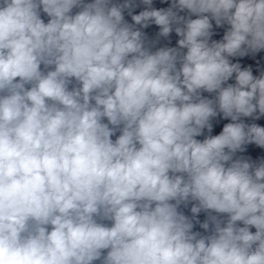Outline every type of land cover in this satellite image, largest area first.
<instances>
[{
    "label": "clouds",
    "instance_id": "1",
    "mask_svg": "<svg viewBox=\"0 0 264 264\" xmlns=\"http://www.w3.org/2000/svg\"><path fill=\"white\" fill-rule=\"evenodd\" d=\"M0 264H264V0H0Z\"/></svg>",
    "mask_w": 264,
    "mask_h": 264
}]
</instances>
